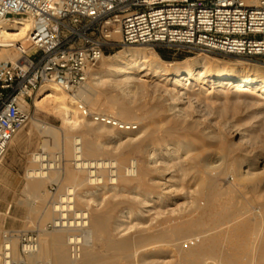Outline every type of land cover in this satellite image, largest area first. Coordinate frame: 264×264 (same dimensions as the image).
Here are the masks:
<instances>
[{
    "label": "bare ground",
    "instance_id": "1",
    "mask_svg": "<svg viewBox=\"0 0 264 264\" xmlns=\"http://www.w3.org/2000/svg\"><path fill=\"white\" fill-rule=\"evenodd\" d=\"M31 26L27 18L2 26L0 43L5 48L0 49V61L19 58L7 46L25 42ZM207 56L169 70L156 51L127 48L105 56L104 69L95 73V79L109 76L107 81L125 95L132 87L139 91L147 87L143 78H156L163 90L160 93L172 99L170 109L175 117L182 115L185 108L180 103L191 94L182 91L195 80L211 82L213 87L229 83L239 92L250 86L253 94L264 97V65L238 58L231 67L212 68L205 65ZM35 102L39 109L62 116L63 130L55 131V136L73 167L69 164L61 169L57 159L34 155L27 172L33 197L38 198L37 192L53 180L56 169L63 170L70 184L50 205L44 202L33 210L41 223L51 221L53 232L44 226L46 236L39 238L36 252L25 264H264V170H254L246 157L244 175L237 171L236 161L225 167L219 161L207 164L210 158L195 151V143L182 136L173 152L170 147L163 151L161 145L153 146L154 128L164 126L157 121L144 124L141 131L124 122L125 127L115 128L85 121L77 99L54 83L43 86ZM120 111L128 115L132 107L124 105ZM100 137H106L109 144L98 143ZM103 153L109 157H102ZM222 167L238 172L237 187L222 189L216 184L211 174L217 175ZM177 171L190 175L193 185L183 191L181 179L185 177L177 179ZM244 183L251 186L243 188ZM177 184L182 185L181 191ZM77 246L82 252L73 258L72 249Z\"/></svg>",
    "mask_w": 264,
    "mask_h": 264
},
{
    "label": "built area",
    "instance_id": "2",
    "mask_svg": "<svg viewBox=\"0 0 264 264\" xmlns=\"http://www.w3.org/2000/svg\"><path fill=\"white\" fill-rule=\"evenodd\" d=\"M20 18L32 21L25 42L7 46L19 58L0 61V163L29 122L31 103L43 86L54 83L75 93L120 45H149L177 54L208 52L264 65V0H0V30ZM77 103L85 118L126 126L93 113L79 99ZM17 239L20 259L14 252ZM38 245L36 233L5 230L0 263L25 264ZM81 252L74 247L73 258Z\"/></svg>",
    "mask_w": 264,
    "mask_h": 264
},
{
    "label": "rangeland",
    "instance_id": "3",
    "mask_svg": "<svg viewBox=\"0 0 264 264\" xmlns=\"http://www.w3.org/2000/svg\"><path fill=\"white\" fill-rule=\"evenodd\" d=\"M134 47L154 50L149 45L123 44L110 50L106 56ZM156 52L161 57V61L167 62V69L169 70L174 69L173 65L182 66L184 61H189L198 56L206 57L208 55L205 65L219 69L231 67L232 64L235 65L234 63L239 58L208 52L177 54L163 49L156 50ZM11 53L19 56L14 49L11 50ZM161 53L166 54L168 58H163ZM103 69L101 61L91 70L89 80L85 86L75 93H69V95L81 100L93 113L111 116L132 126H139L134 131H141V127H145L147 123L151 125L155 121L160 125H164L163 127L159 126L160 128L158 126V128H154V144H152L153 146L158 145V147L161 145L162 148H160L163 151H167L169 147L171 149L174 148V150L178 149L176 141L177 139H182L180 138L182 136L184 137L183 139H190L195 143V151L201 150L208 156L207 158H210L207 161L209 165L219 161L224 166L228 162L230 164V161H236L238 164V166L236 164L238 167L237 171H241L239 173L244 174L247 171L246 162H244L246 157L247 162L252 163L254 170H264V97H258L256 96L257 94H253L250 86L239 92L236 87L229 83L216 84L213 87L211 82L201 84L198 80H195L192 85H189L190 87L187 86L182 91H188L191 94L180 103V107L185 108L182 115L180 113L178 117H175V112L170 109L172 99H170V96L160 93L163 90L158 79L143 78V83H146L147 86L145 87L146 89L139 91L132 87L124 95L116 86L107 81L110 78L109 76L95 79V73ZM102 79L106 81L103 82ZM85 88L88 90H85ZM132 91H135V93L133 94ZM134 95L136 96L134 97ZM124 105L132 107L130 114H121L120 110ZM183 118L185 119L183 120ZM89 120L85 118V121ZM176 120L178 121L176 122ZM89 122H92V120ZM166 123L168 125H165ZM46 126L47 128H45ZM48 129L50 130L49 132ZM61 130H63V118L61 115L39 109L35 101L31 103L29 122L13 140L6 157L0 163V245L2 234L5 230H13L16 233H36L40 239L46 236L42 233L44 226L48 228L49 233L53 232L51 221L46 220L41 223L39 215L33 210H37L44 202L50 205L53 200H56L60 194L65 192L67 185L70 184L65 176L62 175L63 170L60 171L62 166L66 167L71 164V167H73L72 159L66 157L65 150L59 145V140L55 136V131ZM97 141L101 144H109L106 137L97 138ZM174 150L172 149L171 152ZM37 153L48 155L50 160L57 159L58 163L61 164V169H56L54 170L55 172L52 171L53 180L47 182L37 192L38 198H35L31 194V181L27 177V172L33 166L34 155ZM103 155L102 157H109L105 153ZM136 155H134L135 158L141 160V156ZM178 157L182 160L184 158L183 152H180ZM178 172H174L177 175V179H181L182 176L185 177L181 179V184L184 185L182 189L191 187L194 181L191 178L190 180L188 179L190 175L184 176L181 172V174ZM214 173L211 174V177L222 189L235 188L239 184L238 174L227 167L219 169L217 171L219 175ZM182 185L177 184L175 187L181 191L180 187ZM251 185L244 183L243 188ZM78 187L77 189H81V186ZM153 191H159V189L153 188ZM180 191L178 193L179 197L182 194ZM180 201H183V199L181 198ZM261 202H264V198L261 199ZM15 242V256L19 257L20 243L18 239ZM26 261H28V258Z\"/></svg>",
    "mask_w": 264,
    "mask_h": 264
},
{
    "label": "trees",
    "instance_id": "4",
    "mask_svg": "<svg viewBox=\"0 0 264 264\" xmlns=\"http://www.w3.org/2000/svg\"><path fill=\"white\" fill-rule=\"evenodd\" d=\"M161 55H162V57L165 58V59L168 58V56H167L166 54H164V53H161Z\"/></svg>",
    "mask_w": 264,
    "mask_h": 264
}]
</instances>
